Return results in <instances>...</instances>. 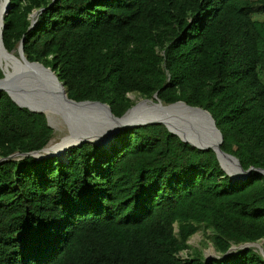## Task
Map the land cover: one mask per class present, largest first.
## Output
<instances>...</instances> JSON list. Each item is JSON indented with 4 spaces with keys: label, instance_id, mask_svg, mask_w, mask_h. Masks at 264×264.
I'll list each match as a JSON object with an SVG mask.
<instances>
[{
    "label": "trees",
    "instance_id": "obj_1",
    "mask_svg": "<svg viewBox=\"0 0 264 264\" xmlns=\"http://www.w3.org/2000/svg\"><path fill=\"white\" fill-rule=\"evenodd\" d=\"M4 24L7 50L23 41L70 98L119 117L155 94L202 107L221 148L264 169V0H11ZM53 136L44 113L0 92V264H264L242 248L264 241L263 173L233 180L164 124L24 156ZM198 231L209 260L189 243Z\"/></svg>",
    "mask_w": 264,
    "mask_h": 264
},
{
    "label": "water",
    "instance_id": "obj_2",
    "mask_svg": "<svg viewBox=\"0 0 264 264\" xmlns=\"http://www.w3.org/2000/svg\"><path fill=\"white\" fill-rule=\"evenodd\" d=\"M10 1H7L5 15L9 11ZM37 14V11L32 14V27L35 25ZM4 27L3 17L0 29V51L4 49L16 58L18 65L7 76L0 62V67L4 73V76L0 78V92L3 90L8 92L10 97L21 107H26L33 112L44 113L49 125H51L50 114L59 115L68 129V134L64 136L68 142L65 156L41 154L40 152L44 148L24 153V156L32 155L38 159L47 156L66 158L69 148L81 146L85 142L108 147L115 135L123 128L164 124L183 141L200 149H213L217 153L222 168L233 180H245L250 176L252 170H258L264 174V169L251 167L245 170L236 156L221 148L223 135L212 114L202 107L191 106L184 101L166 104L155 94L151 99L139 100L124 115L119 117L113 113L107 103L92 100L76 101L70 98L65 85L59 80L52 68L27 58L23 41L17 50V56L22 61L14 55V52L7 50L3 42ZM17 155L18 153H15L12 157ZM223 158L230 161V167L227 168L224 165ZM257 244L258 242L246 243L242 245V248H257ZM236 248L232 246L230 251ZM259 248L257 249L264 255V250ZM213 249L216 252L214 247Z\"/></svg>",
    "mask_w": 264,
    "mask_h": 264
},
{
    "label": "rangeland",
    "instance_id": "obj_3",
    "mask_svg": "<svg viewBox=\"0 0 264 264\" xmlns=\"http://www.w3.org/2000/svg\"><path fill=\"white\" fill-rule=\"evenodd\" d=\"M7 1L8 0H0V9L4 3L7 4ZM1 25H2V22L0 23V27H1ZM17 54L14 53V55L16 57H18ZM14 60L17 61L16 58H14ZM20 61H22V60L20 59ZM0 62H1V65L3 66L4 70H7V69L9 70V68L13 67V65H12V63L8 57V53L4 49H1V51H0ZM132 97L134 98L135 96L132 95ZM141 99H138V101ZM50 124L54 128V136H53L51 142L48 143L49 145L44 150H42L40 153L44 154V155L60 154L61 156H64L65 155L64 150L68 146V142L65 140L64 136H66L68 134V129H67L66 125L64 124V122L62 121V118L56 114H50ZM189 243L192 244L194 247L202 250L204 252L205 257L208 260L211 257L217 255V253L213 249L212 244L205 240L202 231H198L197 233H195L190 238ZM258 244H259V246H258ZM258 244L256 245L257 248L260 247L261 248V249L259 248L260 250H264L263 241L258 242Z\"/></svg>",
    "mask_w": 264,
    "mask_h": 264
},
{
    "label": "bare ground",
    "instance_id": "obj_4",
    "mask_svg": "<svg viewBox=\"0 0 264 264\" xmlns=\"http://www.w3.org/2000/svg\"><path fill=\"white\" fill-rule=\"evenodd\" d=\"M6 3H4L3 4V6L1 7V9H0V23L2 22V19H3V17H4V15H5V7H6V5H5ZM0 29H1V27H0ZM8 57H9V59H10V61H11V63H12V65H13V67H14V70L17 68V65H18V62L16 61V60H14V57L13 56H11L10 54H8ZM10 74V73H9ZM8 74V75H9ZM7 75V76H8ZM51 142V141H50ZM49 145V144H48ZM67 148V147H66ZM64 154H65V150H64ZM223 163H224V165L228 168V167H230V165H231V163H230V161L228 160V159H226V158H223Z\"/></svg>",
    "mask_w": 264,
    "mask_h": 264
}]
</instances>
